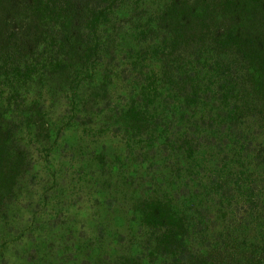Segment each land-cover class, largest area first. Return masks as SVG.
Listing matches in <instances>:
<instances>
[{
    "label": "trees",
    "instance_id": "16d2710c",
    "mask_svg": "<svg viewBox=\"0 0 264 264\" xmlns=\"http://www.w3.org/2000/svg\"><path fill=\"white\" fill-rule=\"evenodd\" d=\"M72 132L109 219L61 264H264V0H0V218Z\"/></svg>",
    "mask_w": 264,
    "mask_h": 264
},
{
    "label": "rangeland",
    "instance_id": "374dc122",
    "mask_svg": "<svg viewBox=\"0 0 264 264\" xmlns=\"http://www.w3.org/2000/svg\"><path fill=\"white\" fill-rule=\"evenodd\" d=\"M164 1L149 0L150 10H158ZM125 86L119 77L112 91L114 100L124 98ZM60 112L56 108L57 116ZM86 142L80 132H72L51 149L32 148L35 170L31 183L0 218V264H61L67 258L71 235L82 241L85 234L96 233L97 224L109 219L105 214L101 217V207L97 208L94 192L100 186L83 157L84 152L89 154L84 149ZM104 142L111 156L120 154L118 140ZM88 181L94 187H88ZM125 192L123 188L117 195L126 201ZM119 228L121 232L125 229L120 221Z\"/></svg>",
    "mask_w": 264,
    "mask_h": 264
}]
</instances>
